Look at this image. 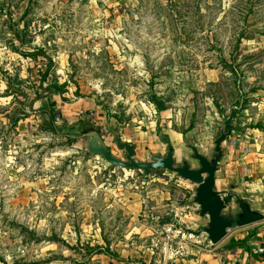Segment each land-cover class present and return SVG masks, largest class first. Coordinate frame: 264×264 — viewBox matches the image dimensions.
Wrapping results in <instances>:
<instances>
[{"label": "rangeland", "instance_id": "rangeland-1", "mask_svg": "<svg viewBox=\"0 0 264 264\" xmlns=\"http://www.w3.org/2000/svg\"><path fill=\"white\" fill-rule=\"evenodd\" d=\"M234 107L236 126L263 128L264 0H0V264H158L211 249L184 231L208 220L195 185L112 167L84 134L97 128L126 161L118 135L136 162L165 157L163 135L196 169L190 146L210 157ZM230 174L221 163L218 186Z\"/></svg>", "mask_w": 264, "mask_h": 264}, {"label": "water", "instance_id": "water-1", "mask_svg": "<svg viewBox=\"0 0 264 264\" xmlns=\"http://www.w3.org/2000/svg\"><path fill=\"white\" fill-rule=\"evenodd\" d=\"M237 108L231 109L230 115L224 121V129L215 140L214 152L206 157L198 152L196 146H190L193 151L192 158L199 165L193 169L187 160L177 165L174 156V148L170 141L161 135V141L167 145L168 152L165 157H155L149 162H136L134 156L136 146L121 141L118 135L114 141L120 150L126 152V161L117 159L103 140L100 131L93 128L84 134L89 138L86 150L92 156L103 158L112 167L129 170H141L148 177L150 172L170 171L177 174L185 181L195 185L194 203L199 207V215L207 217L208 222L196 230L185 229L184 231L194 237L206 235L207 240L214 246L225 240L229 233L264 222V212L248 196H241L233 191L216 189V174L220 170V163L225 155L223 145L238 129L234 125ZM226 198L232 200L230 205Z\"/></svg>", "mask_w": 264, "mask_h": 264}, {"label": "crops", "instance_id": "crops-1", "mask_svg": "<svg viewBox=\"0 0 264 264\" xmlns=\"http://www.w3.org/2000/svg\"><path fill=\"white\" fill-rule=\"evenodd\" d=\"M237 127L238 129L229 139H238L240 145L236 148L228 147L221 161V163H227L228 174H230L229 169H234L236 177L230 174V177L224 179L221 186H218L216 174V189L248 196L264 212V125L263 128L262 126L261 128ZM247 147L250 151L245 153L244 148ZM207 222L208 220L205 224ZM253 227L252 230L243 228L231 231L233 233L220 245H213L209 250L191 249L190 252L195 255L193 258L185 256L170 263L160 260L158 264H264V258L255 253L259 245H264V222L253 225ZM183 246L187 247L186 244ZM113 264L139 263L129 260H113Z\"/></svg>", "mask_w": 264, "mask_h": 264}, {"label": "built area", "instance_id": "built-area-1", "mask_svg": "<svg viewBox=\"0 0 264 264\" xmlns=\"http://www.w3.org/2000/svg\"><path fill=\"white\" fill-rule=\"evenodd\" d=\"M225 145L231 147V148H236L238 145H240V141L237 139V140H230L228 139V141L225 143ZM249 148H244V152L247 153L249 152ZM172 236H169L168 237V240H167V245L170 244V242L172 241ZM256 254L258 255H264V245H259L257 248H256Z\"/></svg>", "mask_w": 264, "mask_h": 264}, {"label": "trees", "instance_id": "trees-1", "mask_svg": "<svg viewBox=\"0 0 264 264\" xmlns=\"http://www.w3.org/2000/svg\"><path fill=\"white\" fill-rule=\"evenodd\" d=\"M225 67L227 70H229V72H231L232 74H234L235 76L238 75V67L234 65V63H230V64H225ZM54 105V103H53ZM162 110H164V108H162ZM53 117V116H52ZM102 253H105L103 248H98L96 254H102ZM261 257L264 258V255H259Z\"/></svg>", "mask_w": 264, "mask_h": 264}, {"label": "flooded vegetation", "instance_id": "flooded-vegetation-1", "mask_svg": "<svg viewBox=\"0 0 264 264\" xmlns=\"http://www.w3.org/2000/svg\"><path fill=\"white\" fill-rule=\"evenodd\" d=\"M179 165V164H178Z\"/></svg>", "mask_w": 264, "mask_h": 264}]
</instances>
